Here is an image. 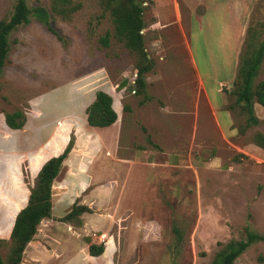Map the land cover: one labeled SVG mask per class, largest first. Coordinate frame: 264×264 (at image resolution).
I'll return each instance as SVG.
<instances>
[{"label":"rangeland","instance_id":"1","mask_svg":"<svg viewBox=\"0 0 264 264\" xmlns=\"http://www.w3.org/2000/svg\"><path fill=\"white\" fill-rule=\"evenodd\" d=\"M15 1L0 0V19L8 17ZM26 1L31 8L44 7L49 19L45 24L32 18L11 32L0 75L3 259L15 215L26 204L38 170L64 149L72 134L74 154L69 152L52 183L51 218L40 221L20 264H210L226 242L244 237L245 227L264 234V148L255 142L258 133L264 137V107L257 104L260 122L250 126L235 108L234 132L226 135L202 94L192 102L156 94V81H194L186 57L191 42L200 75L220 102L216 88L236 75V57L238 67L240 56L264 37V0H230L229 9L224 5L228 15L216 0L197 7L180 0L177 31L175 22L157 21L152 0H144V48H175L187 63L144 74L146 81H154L151 100L146 89L135 92L130 83L139 58L113 36L103 0H69L66 6L56 0ZM106 33L108 46L100 41ZM123 80L129 81L124 93L114 87L120 145L107 155L85 122V110L96 91ZM261 80L264 58L254 84ZM15 109L24 115L20 129L5 123L4 114ZM141 153L134 166L121 161ZM149 156H156L157 163H147ZM170 156L180 163H167ZM75 202L92 207L80 215L78 226L60 220ZM111 212L115 221L93 228L95 219ZM89 243H102V253L89 255ZM260 257L264 241L250 245L233 264H264Z\"/></svg>","mask_w":264,"mask_h":264},{"label":"trees","instance_id":"2","mask_svg":"<svg viewBox=\"0 0 264 264\" xmlns=\"http://www.w3.org/2000/svg\"><path fill=\"white\" fill-rule=\"evenodd\" d=\"M56 1H60L64 6L69 2V0ZM143 1L103 0L114 25L113 36L139 58L136 65L137 72L134 73L135 86L137 88L135 92L138 93L145 92L144 74L149 72L153 66L152 60L148 58L145 51L144 37L141 33L144 28L142 15L144 7L141 5ZM32 18L48 24L49 12L42 6L31 8L26 0H16L8 17L0 19V75L8 58L9 35L19 26L28 24ZM52 32L56 34L54 30ZM58 38L60 37L58 36ZM251 40L252 37L249 42ZM100 41L104 46H108L109 34L106 33L102 36ZM263 58L264 37L255 48L247 50L240 56L233 87L231 90H226L229 94L228 98L232 100L228 103L227 108L231 110L233 116H235V108H237V113L244 114L245 126L257 125L260 122L254 112V103L264 107V80L254 84V78L259 72ZM85 112L87 123L94 127L109 126L117 118V114L112 107L111 96L102 90L96 91L94 100L86 107ZM4 117L5 123L9 128L20 129L24 124V115L19 109L6 112ZM74 139V134H72L62 152L49 157L38 170L33 186L30 188L26 205L18 211L12 224L9 235L10 247L6 259H3L0 253V264H20L23 251L35 235L40 221L44 218H51L52 183L59 174L63 161L72 150ZM255 142L258 146L264 148V137L262 134L258 133L256 135ZM84 212L91 213L92 209L87 205L75 202L60 220L66 222L75 221V225L78 226L81 225L79 217ZM174 231L177 234L179 232L178 228H174ZM259 241H264V234L245 227L244 237L241 239H230L226 242L214 254L210 264H233L250 245ZM102 251V243H89V255L96 256L101 254ZM260 259H264V257H260Z\"/></svg>","mask_w":264,"mask_h":264},{"label":"crops","instance_id":"3","mask_svg":"<svg viewBox=\"0 0 264 264\" xmlns=\"http://www.w3.org/2000/svg\"><path fill=\"white\" fill-rule=\"evenodd\" d=\"M178 1H180V0H170L169 2L167 0H152V4H151L152 5V8H151L152 12L154 13V16L157 17V21L161 20V19H167V20H171L173 23L175 22L174 24H177V25H175V27H173L175 31H177L178 28H181V25H182V23H181L182 18L177 17L178 12H180V10H181V7L179 6ZM184 1L187 4V6H192V7H197L198 4L199 5L204 4L203 3L204 0L203 1L202 0H184ZM215 3H216V6L219 7L220 9H222V11L224 13V12H227L224 9V5H226V7H225L226 9H229L230 0H216ZM249 3H251V2H249ZM245 5H247V4H245ZM168 8L170 9V11L168 10ZM163 10L166 12V15L164 13L162 14ZM192 12H193V10H192ZM228 14H229V12H227V15ZM223 18H224V15H223ZM157 40H159V39H157ZM162 49H163V52H161ZM162 49L155 50L152 52H148L147 49H145L147 51L148 58H150L152 60V62H154L152 69L147 74L152 72V70H156V68L162 67L163 65H165V66L168 65L167 67L172 66L174 68H179V67H182L183 64H185L184 63L185 58L182 57V54L180 53L181 51H177V50H175V48H167V47L162 48ZM160 53H162V55H159ZM164 53H166L167 55L164 56ZM157 54H158V56H156ZM186 54H187V56H186L187 57V63L191 64V65H188L187 63L186 64H187V66L191 67V70H193V75L195 78L194 81H156L159 91H158V93H156V92L155 93L156 94H164V96L166 97V99L168 101H170V98L173 101L181 100L180 96H183L184 98L187 99L188 102H192L194 97L198 96L199 94H202L205 97L206 102L208 104L211 117L216 121L221 132L223 134H226V135L233 133L234 132V127H233V122H234L233 117L234 116H233V113L231 112V110L226 107L227 101H228L227 98L229 96V94L226 90L232 89L233 84H234L235 75L231 76V81H221L220 82L221 86L220 87L218 86V88H216V91L220 93L221 101L215 102L213 100V98L211 97V94L207 88V81H204L200 75L197 62H196L194 55H193L191 42L187 48ZM236 60H237V57H236ZM236 60H234V62H233V69H234L235 73H236V68H237ZM235 66H236V68H235ZM146 80H147V78L145 79V84H146L145 89H146L148 96L150 97V95L155 94L152 92L154 81H146ZM128 84H129L128 80H123V81L117 82L115 84H111L108 87L105 86L103 89H101L102 91L109 94L112 98V107L117 114V118L113 124L106 126V127L90 126L87 123L86 113H85V122H86L87 126L90 127L91 129H93L94 130L93 132L96 135H98V137H99L98 143H101V146L104 147L103 148L104 150H108L107 155H111L112 153L115 154V152H116L115 150L118 149V147L120 145V131L117 128L118 121L121 124L120 116H119L120 109L118 106V100L114 99L115 94H116V89L114 87L118 88V90L120 92L124 93L123 92L124 88H127ZM163 90H164V93H162ZM150 98H148V99H150ZM116 101H117V106L114 105ZM257 104L258 103H254V106H253L254 112H255V109L257 107ZM221 110H224L225 114L221 115V113H220ZM255 114H256V112H255ZM261 119H264V118H261ZM62 149H63V147H62ZM62 149H61V151H62ZM73 151H74V149L72 148L70 153H73ZM60 152H58L57 154H59ZM143 154L144 153L137 154V156H135L134 158H131V159L130 158L121 159V161H123V163H129L128 165L134 166V164L136 162H140L138 159H140L141 156H144ZM66 159L67 158H65V160ZM65 160L63 161V163L66 162ZM146 161H147V163H157L158 160H157L156 156H153V157L149 156L146 158ZM165 161L169 164H179L180 158H178L177 156H170ZM128 178H129V176H127V179ZM130 196H133V195H127L125 197L129 198ZM87 206L92 209V207L90 205H87ZM84 213H86V215H88L87 212H84ZM114 215L116 216L115 213L113 214V212H111V213L103 214L102 217H98V218L95 217V218H97L95 220H98V223H96V225H94L93 228L97 229V225L98 224H104V221L105 222L115 221ZM81 218H83V217H81ZM116 218H117V216H116Z\"/></svg>","mask_w":264,"mask_h":264},{"label":"water","instance_id":"4","mask_svg":"<svg viewBox=\"0 0 264 264\" xmlns=\"http://www.w3.org/2000/svg\"><path fill=\"white\" fill-rule=\"evenodd\" d=\"M26 202H27V201H26ZM25 205H26V204H25ZM25 205H24V206H25ZM24 206H22L20 209H22ZM20 209H19V210H20ZM19 210H18V211H19ZM18 211H17V213H18ZM17 213H16V215H17ZM16 215H15V217H16ZM14 219H15V218H14ZM13 223H14V221H13ZM12 226H13V225H12Z\"/></svg>","mask_w":264,"mask_h":264},{"label":"built area","instance_id":"5","mask_svg":"<svg viewBox=\"0 0 264 264\" xmlns=\"http://www.w3.org/2000/svg\"><path fill=\"white\" fill-rule=\"evenodd\" d=\"M130 83L135 84V79L131 80Z\"/></svg>","mask_w":264,"mask_h":264},{"label":"bare ground","instance_id":"6","mask_svg":"<svg viewBox=\"0 0 264 264\" xmlns=\"http://www.w3.org/2000/svg\"><path fill=\"white\" fill-rule=\"evenodd\" d=\"M74 154V153H73Z\"/></svg>","mask_w":264,"mask_h":264}]
</instances>
